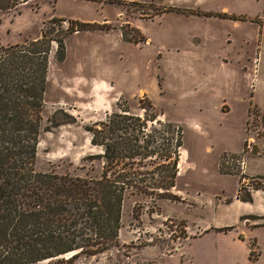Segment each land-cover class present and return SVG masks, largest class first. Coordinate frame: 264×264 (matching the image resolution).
Segmentation results:
<instances>
[{
  "label": "rangeland",
  "instance_id": "1",
  "mask_svg": "<svg viewBox=\"0 0 264 264\" xmlns=\"http://www.w3.org/2000/svg\"><path fill=\"white\" fill-rule=\"evenodd\" d=\"M18 10L0 12L3 46L61 37L71 21L95 27L64 39L63 61L51 44L36 172L99 178L85 127L124 108L182 131L181 200L128 193L119 245L75 264H264V0H32Z\"/></svg>",
  "mask_w": 264,
  "mask_h": 264
},
{
  "label": "trees",
  "instance_id": "2",
  "mask_svg": "<svg viewBox=\"0 0 264 264\" xmlns=\"http://www.w3.org/2000/svg\"><path fill=\"white\" fill-rule=\"evenodd\" d=\"M30 1L0 0V12L20 13L18 8ZM57 21L62 20L51 23ZM69 24L61 37L46 30L29 44H0V264H75L83 256L104 254L119 245L128 193L181 200L173 193L181 128L125 108L85 127L92 147L100 151L93 156L103 165L99 178L35 171L51 44H57V59L63 61L64 39L95 28Z\"/></svg>",
  "mask_w": 264,
  "mask_h": 264
},
{
  "label": "crops",
  "instance_id": "3",
  "mask_svg": "<svg viewBox=\"0 0 264 264\" xmlns=\"http://www.w3.org/2000/svg\"><path fill=\"white\" fill-rule=\"evenodd\" d=\"M226 14V13H225ZM196 240V239H195Z\"/></svg>",
  "mask_w": 264,
  "mask_h": 264
}]
</instances>
